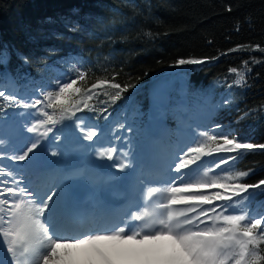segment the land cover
I'll return each mask as SVG.
<instances>
[{"label":"snow or ice","instance_id":"6c2138e0","mask_svg":"<svg viewBox=\"0 0 264 264\" xmlns=\"http://www.w3.org/2000/svg\"><path fill=\"white\" fill-rule=\"evenodd\" d=\"M7 62V54H0V64ZM204 62L188 58L175 63ZM229 72L237 76V86L246 82L245 73L237 68ZM115 79L97 78L89 85L87 71L77 68L57 78L55 87L25 96L10 91L14 81L8 73H0V146L6 142L4 127L13 118L9 110L25 118L24 131L32 134L19 137L21 146L14 154L0 150V161H27L25 168L48 177L57 162L49 161L40 149L50 135L59 145L62 137L54 134L58 125H74L79 136L73 138L88 142L84 147L93 145L100 129L88 126L77 114L95 113L108 121L109 107L134 87ZM153 102L163 106L166 98L156 94ZM221 128L214 124L192 129L196 134L191 142L181 141L166 161L167 179L141 190L133 207L110 226L93 227L75 204L73 184L68 181L92 183L87 172L67 171L62 178L40 185L17 175L24 169L0 164V264H264V213L252 214L256 195H264V179L248 184L243 180L251 169L229 168L241 153L264 150V144L245 142ZM124 130L125 124L117 123L108 145L97 152L118 172L131 167L130 153L123 147L128 143L121 135ZM60 155L51 152L53 157Z\"/></svg>","mask_w":264,"mask_h":264},{"label":"trees","instance_id":"16d2710c","mask_svg":"<svg viewBox=\"0 0 264 264\" xmlns=\"http://www.w3.org/2000/svg\"><path fill=\"white\" fill-rule=\"evenodd\" d=\"M5 53L0 73L25 96L55 87L77 68L87 71L89 85L113 76L134 85L109 107L108 121L77 114L101 129L125 123L130 135L146 138L159 94L173 138L176 131L220 124L224 133L264 144V0H0ZM188 58L205 62L175 63ZM231 68L245 73L246 82L237 86ZM229 168L251 169L243 182L257 183L264 179V150L241 153ZM262 204L264 195L257 194L254 216L264 213Z\"/></svg>","mask_w":264,"mask_h":264},{"label":"rangeland","instance_id":"374dc122","mask_svg":"<svg viewBox=\"0 0 264 264\" xmlns=\"http://www.w3.org/2000/svg\"><path fill=\"white\" fill-rule=\"evenodd\" d=\"M9 90L17 93V87L15 83L9 86ZM159 109L160 106L157 107L154 104L152 116L150 122L148 123L146 138H139V135L136 132L130 135V133L127 131V128L130 126L124 123L125 130L121 133V135L126 137L128 141V143L123 144V147L130 153L129 161L131 163V167L126 169L124 172H118L115 167H109V165L113 164V162L108 161L104 165L105 172H107V174L111 176V178L109 179L111 185L121 177H129V179L133 182L132 184L136 187V192H134V196L132 197H137V199H139L141 195V190L147 189L148 187L160 186L159 182L167 179V177L165 179L155 178L156 172H159L161 170H163L165 175L168 176L166 161L168 160L170 155L167 156L166 153L168 152L171 154L172 152L176 151L177 146L181 141L190 143L191 137L195 136L194 132L184 129L181 131H176V137L175 139H172V137L166 131V126L159 112ZM9 113L13 118L9 120L8 124H6L4 127L3 134L6 142L3 146H0V150L11 155L14 154L16 150L21 146L19 137H31L32 134L24 131L26 127V120L24 117L12 114L11 110L9 111ZM81 118L85 119L83 117ZM85 122L88 126H92L86 119ZM69 124H72V122H70ZM159 124L161 126H158ZM114 127V125H111L110 128L100 129L101 134L97 138H95V143L101 142L104 144V146H107ZM73 128L74 125L71 128L66 127V129L61 132L54 131L55 135H59L62 137L59 145L56 143L54 135H50V139L45 141L41 146L40 151H42L44 154L47 151H54V146L60 148L63 155L61 157H53V160L57 162L55 164L56 172H59L60 169H64L67 166V154L69 153V144ZM189 133L191 135H189ZM164 148L167 152H162V149ZM96 159V155L92 152L88 156V159H85L82 163L80 171L87 172V170L92 169V166L95 164ZM27 163L28 162L25 161L14 164L12 161H9L7 159L0 161V164L7 165L15 169H21ZM145 168H147L148 170H145ZM146 171H148V173H146ZM19 173L20 172H18L17 175H20ZM87 174L89 173L87 172ZM150 176L152 178H150Z\"/></svg>","mask_w":264,"mask_h":264},{"label":"bare ground","instance_id":"6f19581e","mask_svg":"<svg viewBox=\"0 0 264 264\" xmlns=\"http://www.w3.org/2000/svg\"><path fill=\"white\" fill-rule=\"evenodd\" d=\"M158 126L161 125L159 124ZM74 136H79V133L75 132V129L73 128L69 144V153L67 154V166L64 169H60L59 172H56V165L54 164L48 177H39L34 173L33 169L22 167L21 169H24V171L19 174L32 179L36 184L43 185L52 182V180L62 178L67 171H80L82 163L85 159H88V156L92 152L97 157V152L102 150L103 147H106L101 142H96L91 146L84 147L88 142L83 141L82 138L77 142L73 138ZM54 149V151L61 153L59 147L54 146ZM162 152L167 151L164 148L162 149ZM44 155L49 161H54L51 152L47 151ZM62 155L63 154L61 153L59 157ZM166 155L169 156L170 153L167 152ZM107 162V160L99 159L97 157L94 165H99L100 167H93L92 169L87 170L89 173L88 175L92 178V183L84 184L78 179L68 181L73 184V192L75 196L78 192H83L81 200L82 211L85 213V220L93 227L97 225L110 226L111 224L118 222V220L123 217L134 204L135 197L132 196H134V192H136V187L132 184L133 182L128 176H125L126 178L121 177L111 185L109 181L111 176L105 172L104 167ZM145 170L148 169L145 168ZM146 173H148V171H146ZM166 177L168 176L165 175L163 170L156 172L155 178L165 179ZM150 178L152 177L150 176ZM106 197H111L113 199V206H108L105 203ZM135 199H137V197ZM75 204L78 207V203L75 202Z\"/></svg>","mask_w":264,"mask_h":264}]
</instances>
